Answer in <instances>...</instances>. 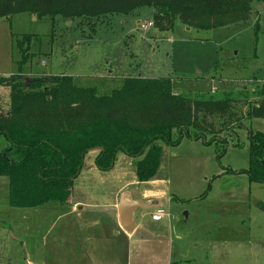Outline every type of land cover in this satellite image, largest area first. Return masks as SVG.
Returning <instances> with one entry per match:
<instances>
[{
  "label": "rangeland",
  "instance_id": "rangeland-1",
  "mask_svg": "<svg viewBox=\"0 0 264 264\" xmlns=\"http://www.w3.org/2000/svg\"><path fill=\"white\" fill-rule=\"evenodd\" d=\"M155 13L152 7H141L129 15L98 18H38L29 12L0 18V78L20 72L23 51L18 41L32 34L21 69L26 80L69 75L77 85L107 94L120 88L126 77H172L179 82L176 91L191 98L212 92L221 98L226 92L244 90L249 93L247 101H257L256 92L264 84V0L252 3L248 21L213 29L176 20L172 27L165 23L168 29L162 30ZM10 93L9 86L0 84L1 112L9 109ZM246 106L243 100L237 104L243 119L236 134L223 132L211 144L187 137L178 146L158 141L162 162L157 175L169 179L168 195L174 198L165 208L178 219L166 228L175 242V264H264V184L250 181L242 172L251 161L249 131L264 132V118H245ZM8 144L1 137L0 151ZM97 154L92 150L86 155L68 207L58 203L13 207L9 180L0 177V264H101V242L93 232L79 230L89 225L85 218L92 220L90 225L104 223L106 250L117 248L115 261L109 264H131L130 243L135 255L151 252L143 231L131 241L116 235L113 212H106L101 221V199L94 196L105 193L110 200L114 180H121L115 176L121 171L125 179L135 175L137 159L121 152L114 172L97 167L91 172ZM77 200L96 206L98 213L79 212ZM147 200L143 198L144 203ZM158 211L152 215L155 220L163 217L164 211ZM136 218L142 220L141 213Z\"/></svg>",
  "mask_w": 264,
  "mask_h": 264
},
{
  "label": "trees",
  "instance_id": "trees-1",
  "mask_svg": "<svg viewBox=\"0 0 264 264\" xmlns=\"http://www.w3.org/2000/svg\"><path fill=\"white\" fill-rule=\"evenodd\" d=\"M254 1L0 0V18L23 12L38 18H98L152 7L156 25L162 30L168 29L165 23L172 27L176 20L190 27L213 29L248 21ZM33 37L25 34L18 41L23 51L20 72L0 78V84L11 90L8 111H0V138L9 143L0 151V177L9 180L13 207L49 203L68 207L85 157L92 150L98 151L94 163L103 172L114 168L121 152L137 159V180L147 182L161 166L159 140L170 146H178L185 137L211 144L223 132L236 134L243 119L237 110L241 100L247 105L245 118H264V84L256 92L257 101L249 102L244 90L226 92L221 98L213 92L191 98L176 91L179 82L172 77H126L120 88L107 94L97 87L79 86L69 75L26 80L21 69ZM249 140L250 166L242 172L250 181L264 184V132L250 130Z\"/></svg>",
  "mask_w": 264,
  "mask_h": 264
},
{
  "label": "crops",
  "instance_id": "crops-1",
  "mask_svg": "<svg viewBox=\"0 0 264 264\" xmlns=\"http://www.w3.org/2000/svg\"><path fill=\"white\" fill-rule=\"evenodd\" d=\"M96 154V152H95ZM117 162V161H116ZM95 165V163H94ZM117 164H115L114 168L110 171L104 172V173H111L112 171L114 172L116 169ZM96 166H92L90 168V171L93 172ZM103 172V171H101ZM125 174L124 171L118 172V174L115 176H120L121 180L118 182L114 180V193L110 197V200L107 199V196L105 193H97L94 194L98 196L99 199H101V221L103 220L104 217H106V212H113L115 215V231L116 235L121 237H129L130 241L133 240L132 238L136 233L139 231H143L145 234V241L147 243V247L151 248V252L145 251L144 253L136 254L134 253V248L132 249L133 244H129L128 247V253L129 259L131 264H175L173 261L172 253H173V248L175 242L170 239L166 232V228H168V225L170 224V221L172 223H175L173 221L175 218L176 220L177 217L172 218L170 216V213L167 212L165 205L170 202L171 199H174L168 195L169 188L168 185L170 183L169 179L167 180L164 177H159L156 175L152 180L147 181V182H139L137 180L136 174L130 175L129 178L125 179L122 178L123 175ZM158 174V173H157ZM103 177H106L105 174L101 173ZM132 178V179H130ZM102 179V178H101ZM130 187V189H127L128 186H133ZM145 185V186H144ZM117 192H119L117 194ZM128 196L129 200L132 201H141L143 203V208H139L134 212L133 214V221L132 223L135 226V229L133 232L128 233L122 226L121 224V216H120V204L121 201L124 199V197ZM143 198H147V203L143 202ZM97 205L96 203H93ZM76 207L78 208L79 212H97L98 210L96 209V206H89L86 203L77 200L76 201ZM95 207V208H93ZM114 210V211H112ZM158 210H163V217L160 220H155L152 218V215H158L159 211ZM140 211V212H139ZM69 214H72V212H68ZM138 213H141L142 220H137L136 216ZM165 214V216H164ZM96 215V214H94ZM149 217L151 220H149ZM86 221H89V225L87 226H81L79 230H84L85 232H93L92 236L97 242H101V264H109L111 261H115L116 258V247H112V254L109 255L106 250L105 242H106V231L101 227L104 223H96L93 225H90L92 220H88L85 218ZM165 220L163 224H159V222ZM112 243V241H111ZM113 246V245H112ZM131 246V247H130ZM137 246L135 242V247ZM99 252V251H98ZM118 252V251H117ZM136 252V251H135ZM96 253V251L91 252ZM195 263V261H192L190 259V263ZM121 264V263H119Z\"/></svg>",
  "mask_w": 264,
  "mask_h": 264
},
{
  "label": "water",
  "instance_id": "water-1",
  "mask_svg": "<svg viewBox=\"0 0 264 264\" xmlns=\"http://www.w3.org/2000/svg\"><path fill=\"white\" fill-rule=\"evenodd\" d=\"M6 155V153H4ZM143 203L141 201H130L129 197L126 196L124 199L121 201L120 204V216H121V224L123 228L128 232L131 233L135 229L134 224L132 223L133 221V214L138 210L139 208H143Z\"/></svg>",
  "mask_w": 264,
  "mask_h": 264
},
{
  "label": "built area",
  "instance_id": "built-area-1",
  "mask_svg": "<svg viewBox=\"0 0 264 264\" xmlns=\"http://www.w3.org/2000/svg\"><path fill=\"white\" fill-rule=\"evenodd\" d=\"M151 24H152V22L149 23V25H151ZM143 27H146V25L143 26ZM154 217H155V218H156V217L160 218V216H154Z\"/></svg>",
  "mask_w": 264,
  "mask_h": 264
}]
</instances>
